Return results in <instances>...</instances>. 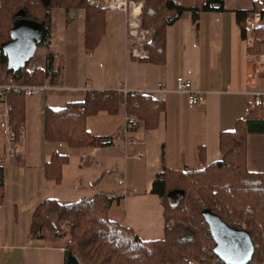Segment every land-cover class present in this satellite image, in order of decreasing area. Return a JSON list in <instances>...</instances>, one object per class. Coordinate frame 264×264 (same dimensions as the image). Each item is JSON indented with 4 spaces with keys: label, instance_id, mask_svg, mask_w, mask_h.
Returning <instances> with one entry per match:
<instances>
[{
    "label": "crops",
    "instance_id": "1",
    "mask_svg": "<svg viewBox=\"0 0 264 264\" xmlns=\"http://www.w3.org/2000/svg\"><path fill=\"white\" fill-rule=\"evenodd\" d=\"M128 10L104 8L102 36L85 51L84 9H54L50 14V43L37 48L30 67L45 70L37 94L25 95L24 137L20 150L5 157L4 202L0 205V264H64V245L28 237L32 215L45 199L60 202L88 200L99 194L113 197L108 216L132 229L142 240L161 239L165 221L160 199L152 192L162 168L201 169L221 159L219 135L232 131L236 119L251 107L249 91L264 92V67L250 56L237 23L236 10H264V0H225L221 11L194 16L184 11L165 29L164 59H144L146 48L134 47L131 24H140L142 2L128 0ZM138 7V14H133ZM256 7V9H255ZM50 55L48 61L47 55ZM183 76L205 94V102L190 106L175 92V79ZM163 83L167 91L157 92ZM146 94L161 104L155 126L129 115L124 134V94ZM116 92L115 113L105 110L87 116L91 135L109 138L108 145L71 147L44 137V113L70 102H83L87 94ZM264 109V95L261 105ZM4 104L0 96V112ZM257 119L264 122V113ZM6 147L0 129V151ZM142 156L136 158L135 154ZM64 156L59 183L47 180L44 166L52 155ZM127 158L124 160V157ZM246 167L264 173V130L246 135ZM125 178L128 194L123 197Z\"/></svg>",
    "mask_w": 264,
    "mask_h": 264
},
{
    "label": "trees",
    "instance_id": "2",
    "mask_svg": "<svg viewBox=\"0 0 264 264\" xmlns=\"http://www.w3.org/2000/svg\"><path fill=\"white\" fill-rule=\"evenodd\" d=\"M141 26L153 29L144 59L160 63L164 59L165 29L184 11L194 16L201 12L221 11L225 0H142ZM85 11V51L95 48L102 36L104 8L87 0H0V50L11 38V30L19 23H29L39 31L37 48L50 43L51 9ZM256 9V7H255ZM237 23L246 35L248 11L236 10ZM264 45V27L255 31L249 52H259ZM50 55H47L50 61ZM31 61V60H30ZM24 66L9 67L0 51L1 85H43L46 74L39 66L29 71ZM10 124L17 139L25 120V95L11 88L6 92ZM116 92L87 94L83 102H70L60 110L47 108L44 113V137L47 141L66 142L71 147L108 145L113 141L91 135L86 129L87 116L105 110L115 113L119 106ZM138 105L135 106L134 104ZM261 105V104H260ZM124 107L128 115L144 122L145 128L155 126L161 104L146 94L127 93ZM264 109L247 108L245 118L236 119L232 131L219 135L221 159L201 169L173 170L162 168L156 174L152 192L163 206L165 227L161 239L142 240L124 224L108 216L113 197L103 194L88 200L60 202L45 199L36 207L28 237L58 242L65 235L64 264H225L213 252L214 241L208 231L203 211L217 213L233 227L234 220L246 222L245 230L252 239L254 252L247 264H264V173L246 167V135L250 130H264L257 119ZM66 158L52 155L44 166L45 177L59 183ZM4 202V167L0 165V205ZM69 223L61 231L62 222ZM257 244V246H256Z\"/></svg>",
    "mask_w": 264,
    "mask_h": 264
},
{
    "label": "built area",
    "instance_id": "3",
    "mask_svg": "<svg viewBox=\"0 0 264 264\" xmlns=\"http://www.w3.org/2000/svg\"><path fill=\"white\" fill-rule=\"evenodd\" d=\"M89 3L99 5L100 0H88ZM127 0H104L103 6L104 8L109 9H119V10H126ZM138 25L131 24L129 28V35L130 37L134 38L137 36V29ZM264 27V10H251L248 12L246 17V35H245V42L248 47L253 45L254 41V34L255 31L259 28ZM252 60H254L259 66L264 67V51L259 53H254L250 56ZM34 66L29 68V71H32ZM11 88L16 89L17 91H21L26 96H30L33 94H37L43 89L47 88L45 85H1L0 86V96H2L4 108L0 112V129L3 132L6 147L4 151H0V163L3 161L5 157H13L21 148V141L24 137V127L23 125L20 126L18 130V139L17 136L11 127L10 124V116H9V106L7 103L6 92ZM123 92L124 96L127 93L126 89H120ZM167 89L163 83L159 84L157 88V92L160 94V98L163 93H165ZM175 92L179 94H183L186 97L187 103L190 106L200 105L205 102V94L201 90L195 88L192 82L189 79L184 78L183 76H177L175 79ZM138 94V93H134ZM251 97V107H259L261 104V97L264 95V92L254 91L251 90L248 92ZM141 95V94H138ZM135 106L138 104L135 103ZM131 127V118L128 114H125L124 118V134L128 132ZM142 153L139 152L135 154L136 158H140ZM127 156L124 157V160ZM118 184L124 185L123 189L120 191L123 197H126L128 194V189L125 187V178L121 177L117 180ZM172 225V220L165 223V227H169Z\"/></svg>",
    "mask_w": 264,
    "mask_h": 264
},
{
    "label": "water",
    "instance_id": "4",
    "mask_svg": "<svg viewBox=\"0 0 264 264\" xmlns=\"http://www.w3.org/2000/svg\"><path fill=\"white\" fill-rule=\"evenodd\" d=\"M43 2L48 4L49 0ZM38 39L36 26L29 23L14 25L11 38L1 47L8 66L19 67L29 62L37 50ZM203 216L214 241L213 252L222 262L247 264L251 261L255 245L247 230L229 225L217 213L208 209L203 211Z\"/></svg>",
    "mask_w": 264,
    "mask_h": 264
},
{
    "label": "rangeland",
    "instance_id": "5",
    "mask_svg": "<svg viewBox=\"0 0 264 264\" xmlns=\"http://www.w3.org/2000/svg\"><path fill=\"white\" fill-rule=\"evenodd\" d=\"M132 1H134L135 3L137 1H140V2H142V5H143V1L142 0H132ZM87 2L89 3L88 0H87ZM103 2H104V0H100L101 4H99V5L92 4V5L104 8V6L102 5ZM127 2H128V0H127ZM127 10H128V6H127ZM140 10H141V8H140ZM54 11H55L54 9H51L50 10V14L53 13ZM48 20H49L48 23L50 24V19H48ZM130 38H132V37H130ZM152 39H153V29H145V28H143L141 26V21H140L139 27L137 29V36L132 38V41H133L132 45H134V47L146 48L145 46L147 44H149L152 41ZM232 223H233V225L235 224L238 228L245 229L246 222H244V221L234 220V222H232ZM67 229H69V223L67 221L62 222L61 231L65 232V231H67ZM68 238H69L68 235H65L60 241H58V242L49 241V243H60V244L64 245L68 241ZM256 246H257V244H256Z\"/></svg>",
    "mask_w": 264,
    "mask_h": 264
},
{
    "label": "bare ground",
    "instance_id": "6",
    "mask_svg": "<svg viewBox=\"0 0 264 264\" xmlns=\"http://www.w3.org/2000/svg\"><path fill=\"white\" fill-rule=\"evenodd\" d=\"M133 14H134V15H137V14H138V7H134V9H133Z\"/></svg>",
    "mask_w": 264,
    "mask_h": 264
}]
</instances>
